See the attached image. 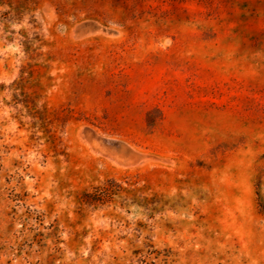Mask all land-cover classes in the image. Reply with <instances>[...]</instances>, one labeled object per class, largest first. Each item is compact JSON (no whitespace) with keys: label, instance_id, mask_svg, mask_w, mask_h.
Here are the masks:
<instances>
[{"label":"rangeland","instance_id":"374dc122","mask_svg":"<svg viewBox=\"0 0 264 264\" xmlns=\"http://www.w3.org/2000/svg\"><path fill=\"white\" fill-rule=\"evenodd\" d=\"M0 264H264V0H0Z\"/></svg>","mask_w":264,"mask_h":264}]
</instances>
